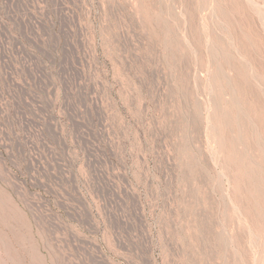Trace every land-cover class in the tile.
I'll return each mask as SVG.
<instances>
[{
    "label": "rangeland",
    "instance_id": "374dc122",
    "mask_svg": "<svg viewBox=\"0 0 264 264\" xmlns=\"http://www.w3.org/2000/svg\"><path fill=\"white\" fill-rule=\"evenodd\" d=\"M0 264H264V0H0Z\"/></svg>",
    "mask_w": 264,
    "mask_h": 264
}]
</instances>
